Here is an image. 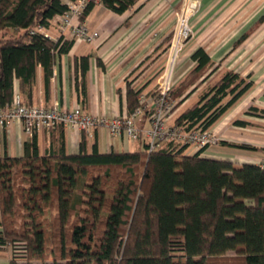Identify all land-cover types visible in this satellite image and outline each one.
I'll list each match as a JSON object with an SVG mask.
<instances>
[{
	"label": "trees",
	"instance_id": "trees-1",
	"mask_svg": "<svg viewBox=\"0 0 264 264\" xmlns=\"http://www.w3.org/2000/svg\"><path fill=\"white\" fill-rule=\"evenodd\" d=\"M75 1L0 0L2 106L13 101L16 80L25 92L33 87L39 67L50 89L57 56L74 40L45 31L61 29ZM138 1L92 0L80 21L97 4L123 15ZM191 59L196 67L171 94L176 106L218 69L205 77L213 63L204 48ZM79 62L86 98L88 58ZM252 86L250 76L226 71L174 123L186 132L209 130ZM140 94L128 83L129 115ZM85 138L78 154L63 142L41 155L34 136L23 158H0V249H12V264H221L230 252L240 264H264V167L204 158L205 150L192 155L173 142L152 153L145 143L142 151L102 153L97 143L88 150Z\"/></svg>",
	"mask_w": 264,
	"mask_h": 264
},
{
	"label": "crops",
	"instance_id": "crops-1",
	"mask_svg": "<svg viewBox=\"0 0 264 264\" xmlns=\"http://www.w3.org/2000/svg\"><path fill=\"white\" fill-rule=\"evenodd\" d=\"M190 1H195L198 6L190 20L195 40L173 66L175 83H182L196 67L191 57L199 48L209 53L213 63L205 77L214 68L218 69L199 88L193 86L191 91H196L183 104L226 71L237 72L245 78L250 76L253 82L251 89L209 129L221 139V143L206 150L202 157L236 165H259L264 160V0ZM185 3L186 0H139L134 9L123 15L97 4L85 24L98 32L99 38L93 43L74 41L68 53L57 56L48 91L44 71L39 67L33 87L25 92L20 81L16 80V93L32 106L59 103L65 109H73L81 105L92 115H122L128 110V83L141 92L140 97L151 98L157 93L161 81V77H156L159 70L170 71L169 46L175 29V15ZM45 32L55 40L62 36L73 41L70 28L62 30L54 24ZM82 57L88 58L86 98L78 90L84 65L79 62L76 66V60ZM153 87H156L154 92ZM84 134L59 127L29 136L23 123L14 122L0 128V158H23L25 144L34 136L41 155L60 151L63 142L69 154H78L85 135L88 150H92L95 143L102 153L143 150L138 149L143 148V140L135 142L125 135L116 139L105 128H98L93 136ZM229 145H244L255 150ZM188 153L193 154L191 149ZM12 261V249H0V264H12Z\"/></svg>",
	"mask_w": 264,
	"mask_h": 264
},
{
	"label": "built area",
	"instance_id": "built-area-1",
	"mask_svg": "<svg viewBox=\"0 0 264 264\" xmlns=\"http://www.w3.org/2000/svg\"><path fill=\"white\" fill-rule=\"evenodd\" d=\"M92 0H77L69 4V12L63 15L61 28H70L75 42L93 43L99 38V33L91 30L80 18ZM195 1L186 0L180 13V29L177 34V44L170 54L171 69L160 81L157 93L151 98L141 96L139 107L130 115L125 112L120 116L108 117L86 113L81 105L73 109H65L59 103L46 106H29L20 94H15L11 103L0 104V128H5L14 122H21L25 132L32 136L43 130H54L59 127L79 130L88 136H93L98 128H105L113 137L125 135L133 141L143 140L149 153L160 150L165 144L173 142L191 149L192 155L202 150H208L220 144V139L210 130L195 129L184 131L174 123L175 102L171 100L173 90L172 73L182 41L193 36L190 24L192 15L197 10ZM178 15V14H177ZM190 24V26H189ZM66 40V38H64ZM146 121V124H143ZM172 122V124L170 123ZM141 124V125H140ZM264 167V160L261 162Z\"/></svg>",
	"mask_w": 264,
	"mask_h": 264
},
{
	"label": "rangeland",
	"instance_id": "rangeland-1",
	"mask_svg": "<svg viewBox=\"0 0 264 264\" xmlns=\"http://www.w3.org/2000/svg\"><path fill=\"white\" fill-rule=\"evenodd\" d=\"M182 8L183 7H181V8H179V10L176 12V15H175V29H174V31H173V35H172V38H171V42H170V46H169V58H168V61H169V64H168V66H171L172 64H171V57H170V54L172 53V51H173V47L175 48V45L177 44V40H176V38H177V34H178V30L180 29V23H179V15H180V13L182 12ZM197 11V10H196ZM195 11V12H196ZM195 12H192V13H194L195 14ZM178 14V15H177ZM193 14V15H194ZM193 15H192V18H193ZM190 24H191V22H190ZM190 24H189V26H190ZM191 27H192V25H191ZM192 30H193V27H192ZM194 40H195V35H194V30H193V36L192 37H189V39H187L186 41H182V43H181V45L182 44H184V46L181 48V49H179V53H178V55H177V58H176V61H175V63L178 61V60H180V57L184 54V52L185 51H188L190 48H191V43L192 42H194ZM174 66H175V64H174ZM175 69V67H173V70ZM166 71V72H165ZM167 69H160L159 70V72H158V74L156 75V77L157 76H159V78L161 77V79L163 78V76H164V74H166L167 73ZM172 75H173V73H172ZM172 81H173V90H172V95H175V92H177V91H175L176 89H177V87L179 86V85H177L176 83H175V77H174V75H173V79H172ZM199 87H200V85H199ZM198 87V88H199ZM203 88H205V86L203 87ZM203 88L201 89V90H203ZM153 91L152 92H154V90H156V87H153V89H152ZM203 91H199V93H197V95H195L190 101H188V102H186L185 104H182L181 106H176V108H175V112H174V114H173V118H172V121H173V119L175 118L174 116H177L181 111H183L185 108H187V107H190L192 104H194V103H196L198 100H199V97H200V94L202 93ZM173 101L177 104V103H179L178 102V99H173ZM178 105V104H177ZM146 123V121H144V123L143 124H145ZM170 123L172 124V122L170 121ZM141 125V124H140ZM218 137V136H217ZM219 138V137H218ZM220 139V138H219ZM136 142V141H135ZM143 143V142H142ZM142 143H140V144H142ZM220 143H221V139H220ZM135 144H138L139 145V143H135ZM220 145V144H219ZM140 146V145H139ZM142 146H143V144H142ZM135 146H133V148H134ZM144 147V146H143ZM216 147V146H215ZM138 149H143L142 147H140V148H138ZM193 153V152H192ZM220 262H222L221 264H240V262H239V256L235 253V252H230V253H228L227 255H226V257L225 258H223V259H221V261Z\"/></svg>",
	"mask_w": 264,
	"mask_h": 264
}]
</instances>
